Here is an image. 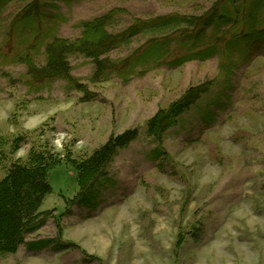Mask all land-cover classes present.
Returning <instances> with one entry per match:
<instances>
[{
	"label": "rangeland",
	"instance_id": "obj_1",
	"mask_svg": "<svg viewBox=\"0 0 264 264\" xmlns=\"http://www.w3.org/2000/svg\"><path fill=\"white\" fill-rule=\"evenodd\" d=\"M101 17L111 34L172 19L128 34L102 73L75 52L71 82L31 78L51 41ZM127 130L136 139L81 189L78 166ZM37 155L55 164L43 222L0 264H264V0H0V180Z\"/></svg>",
	"mask_w": 264,
	"mask_h": 264
},
{
	"label": "trees",
	"instance_id": "obj_2",
	"mask_svg": "<svg viewBox=\"0 0 264 264\" xmlns=\"http://www.w3.org/2000/svg\"><path fill=\"white\" fill-rule=\"evenodd\" d=\"M36 6V5H34ZM214 16V15H213ZM170 17L157 19L155 24L136 21L128 31L111 34L106 31L107 17L88 22L82 37L70 42L54 39L45 49L46 62L42 67L28 64V74L36 82L53 78H62L71 82L67 54L82 53L96 61L98 73L106 68L99 57L119 44L127 41V35H135L143 27L165 28L171 22ZM179 22V21H178ZM209 90L208 84L189 88L182 97L167 109L159 110L147 123L148 134L159 140L165 132L175 125L177 118L194 105ZM137 137L136 130H127L120 135L111 136L107 142L76 169L79 186L83 190L93 189L100 183L104 168L116 151L126 147ZM55 164L42 155L29 158L25 163L13 164L6 176L0 180V252L14 253L24 242V234L37 229L43 219H39L40 207L50 193L49 173Z\"/></svg>",
	"mask_w": 264,
	"mask_h": 264
}]
</instances>
